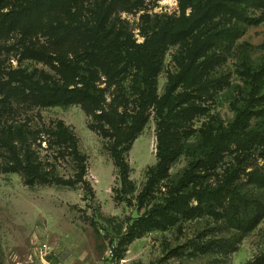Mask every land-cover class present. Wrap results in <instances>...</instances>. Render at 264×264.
I'll return each instance as SVG.
<instances>
[{"label":"trees","instance_id":"trees-1","mask_svg":"<svg viewBox=\"0 0 264 264\" xmlns=\"http://www.w3.org/2000/svg\"><path fill=\"white\" fill-rule=\"evenodd\" d=\"M89 3L0 0V38L18 34L21 56L43 62L58 76L41 73L35 77L18 70L8 74L7 80L0 77V109L3 113L12 110L13 103L29 108L79 105L83 109L91 119V129L109 141L121 184L119 196L130 199L129 205L136 203L138 216L127 224L129 239L152 231L181 234L185 224L196 220L207 225L223 219L236 229H253L258 223L254 217L264 205L259 200L242 205L240 176L245 168L238 163L222 173L218 170L225 155L240 162V157L253 151L264 152V119H257L264 115V65L243 74L246 90L232 105V122L224 125L208 120L198 129L194 122L208 115V101L228 87L214 69L244 34L243 28L264 18V0H179V16L158 19L152 28L143 29L142 44L135 42L116 16L118 11L136 9L131 0H102L93 4V10L88 9ZM252 11H259L260 16L255 18ZM34 37L45 38V43L35 42ZM171 46L180 48L174 57L177 70L168 75L164 94L159 95L157 78ZM152 114L157 162L147 170L137 193L125 156ZM37 140L48 144L53 159L70 161L74 174L61 177L53 164L45 167L32 148ZM193 147L197 149L192 151ZM0 149L26 185L81 186L94 199L85 179L87 158L64 122L53 121L33 132L0 122ZM183 156L189 157L187 167L173 176L172 165ZM248 176L264 183V173L254 170ZM226 244L201 231L195 239L171 247L169 254L153 264H190L211 257ZM111 253L119 257L117 247ZM248 264H264V254Z\"/></svg>","mask_w":264,"mask_h":264},{"label":"rangeland","instance_id":"rangeland-1","mask_svg":"<svg viewBox=\"0 0 264 264\" xmlns=\"http://www.w3.org/2000/svg\"><path fill=\"white\" fill-rule=\"evenodd\" d=\"M100 1L89 0L88 9L93 10V4ZM131 2L137 5L136 9L118 11L116 16L125 23L137 44L145 41L143 29L147 26L156 24L158 19L179 16L180 13L179 0ZM250 13L255 18L260 16L259 11ZM243 29L244 34L233 42L231 50L223 54V61L214 69L215 76L223 77L228 87L225 85L222 91L215 94L213 101H208V115L195 120L196 129L208 120L224 125L232 122V105L246 88L243 74L248 69L256 70L264 65V18ZM20 38L18 34L0 38V77L7 80L8 74L21 70L35 77L46 73L57 79L55 71L43 62L21 56V49L16 46ZM36 39L33 38L37 43H45V38ZM179 52L178 46H171L165 53L163 69L157 78L159 95L164 94L168 75L177 70L174 57ZM104 87V84L100 85L101 89ZM106 98L109 101L108 95ZM11 109L5 113L0 109V122L14 129L23 126L28 132H33L60 120L73 131L79 150L87 158L85 179L93 189L94 199L81 186L26 185L24 178L13 171L6 154L0 149V264H153L177 245L195 239L201 231L213 240L223 239L227 244L225 249L215 251L216 254L213 252L211 257L195 259L190 264H248L264 254V209L259 210L256 206L252 208L259 210L254 217L258 223L251 230L236 229L223 219H213L208 226L205 221L196 220L183 226L182 235L176 230L152 231L140 238L129 239L126 236L127 224L138 216L136 203L133 201L129 205L127 200L130 199L122 200L123 197L119 196L121 184L108 150L109 141L91 129V119L83 109L79 105L29 108L15 103ZM256 117L259 115L253 119ZM262 118L264 115L257 119ZM193 141L196 142V137ZM34 142L32 148L45 167L53 164L61 177L74 174L70 161L53 159L46 142ZM191 149L194 151L197 147ZM156 153V120L152 114L125 156L130 167L129 177L137 193L146 181L147 170L157 162ZM239 159L240 162L234 160V156L225 155L218 172L222 173L225 168L238 166L239 163L245 168V173L240 176L242 205L247 206V202L254 200L264 205V183L260 184L248 176L254 170L264 173V152L256 150ZM188 162L189 157H181L172 165L171 174H180ZM113 247L118 248V258L111 253Z\"/></svg>","mask_w":264,"mask_h":264}]
</instances>
